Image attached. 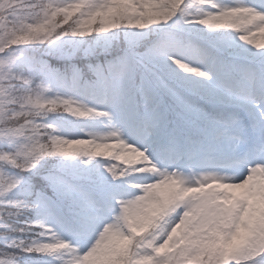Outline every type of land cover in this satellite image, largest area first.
Segmentation results:
<instances>
[{
    "label": "clouds",
    "instance_id": "clouds-1",
    "mask_svg": "<svg viewBox=\"0 0 264 264\" xmlns=\"http://www.w3.org/2000/svg\"><path fill=\"white\" fill-rule=\"evenodd\" d=\"M256 5L0 0V264L264 260ZM121 62L144 86L124 99L100 86ZM160 72L174 81L172 105L147 91ZM67 169L81 173L74 194L55 214L41 212L29 177Z\"/></svg>",
    "mask_w": 264,
    "mask_h": 264
},
{
    "label": "rangeland",
    "instance_id": "rangeland-1",
    "mask_svg": "<svg viewBox=\"0 0 264 264\" xmlns=\"http://www.w3.org/2000/svg\"><path fill=\"white\" fill-rule=\"evenodd\" d=\"M147 43L148 42L146 41L145 44ZM121 47L112 50L111 54H115V56L113 57L119 56V54L123 51V47ZM143 47L144 46L142 45L141 50H143ZM54 62V64L61 63V61L59 60H55ZM76 62L79 65L83 66L86 64L87 60L83 56H77ZM111 70L114 77L112 78L107 74H104L103 83L100 86L111 89L115 97L121 99L126 98L129 93V89L135 92L137 85H139L143 90L144 86L140 82L139 75H137L135 83L131 82L128 79V70L124 62L114 64L111 67ZM160 75L161 76H159L158 74L153 75L151 88L147 89V91L155 90V92H158L160 94L165 103L172 105V98L176 97L175 88L172 86L174 81L172 77H170L167 73L163 72V74ZM137 99H140L139 94H137ZM177 99L179 98L177 97ZM3 147H6V145L0 142V148ZM54 163L56 162L48 161L45 165V168H51ZM56 176L60 178L63 185L67 186L73 191L77 187V181L79 180L81 173L77 169H67L62 174ZM29 181L35 189L39 190L44 202L48 206L49 213L55 214L62 205L61 197L66 196V194L63 192V189L58 185L52 184L49 180L45 179L42 174L30 176ZM38 182L41 183L40 186L38 185ZM36 259L38 260L39 258L37 257Z\"/></svg>",
    "mask_w": 264,
    "mask_h": 264
},
{
    "label": "snow or ice",
    "instance_id": "snow-or-ice-1",
    "mask_svg": "<svg viewBox=\"0 0 264 264\" xmlns=\"http://www.w3.org/2000/svg\"><path fill=\"white\" fill-rule=\"evenodd\" d=\"M256 6L260 10H264V0H257V5ZM194 51L198 55H207V52L204 49L195 48ZM44 178L49 180L52 184L60 186L63 189V192L66 195L70 196V195L74 194L73 191L70 188H68L67 186L63 185L62 181L60 180V178L58 176H47V177H44ZM21 180H22V177L21 178H16V177L12 178L13 184H19V183H21ZM25 187H26V190L31 191L33 186L31 184H27ZM37 206H38V208L40 209L41 212H43L45 214H50L49 211H48V206L44 202L42 196L38 198ZM159 251L163 252V249H160ZM5 264H12V261L8 260V261L5 262ZM259 264H264V260L259 261Z\"/></svg>",
    "mask_w": 264,
    "mask_h": 264
},
{
    "label": "trees",
    "instance_id": "trees-1",
    "mask_svg": "<svg viewBox=\"0 0 264 264\" xmlns=\"http://www.w3.org/2000/svg\"><path fill=\"white\" fill-rule=\"evenodd\" d=\"M121 48H122V47H121ZM99 59H100L101 61H103V60H104V56H100ZM54 61H55V60L53 59V60H52V63H53V64L55 63ZM49 162H50V161H49ZM38 185L40 186L41 183L38 182Z\"/></svg>",
    "mask_w": 264,
    "mask_h": 264
}]
</instances>
